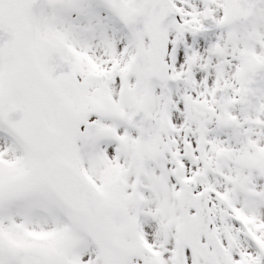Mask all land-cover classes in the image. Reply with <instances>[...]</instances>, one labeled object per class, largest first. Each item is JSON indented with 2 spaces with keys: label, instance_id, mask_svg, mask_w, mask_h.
Wrapping results in <instances>:
<instances>
[{
  "label": "snow or ice",
  "instance_id": "obj_1",
  "mask_svg": "<svg viewBox=\"0 0 264 264\" xmlns=\"http://www.w3.org/2000/svg\"><path fill=\"white\" fill-rule=\"evenodd\" d=\"M0 264H264V0H0Z\"/></svg>",
  "mask_w": 264,
  "mask_h": 264
}]
</instances>
